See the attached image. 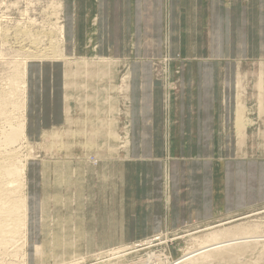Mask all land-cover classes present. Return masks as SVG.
Masks as SVG:
<instances>
[{
    "label": "crops",
    "instance_id": "1",
    "mask_svg": "<svg viewBox=\"0 0 264 264\" xmlns=\"http://www.w3.org/2000/svg\"><path fill=\"white\" fill-rule=\"evenodd\" d=\"M64 16L68 53L90 59L93 51L118 61L114 78L120 60L127 61L131 103L126 165L136 174L131 178L124 169V185L135 180L137 211L123 240L238 216L264 204V158L250 151L256 136L249 132L254 121L246 115V87L239 86L238 104L234 89L236 65L249 51L264 49V0H64ZM163 49L173 56L165 68L169 86L153 72V55L161 56ZM61 66L45 63L31 69V80L39 84L33 86L38 103L32 104L31 127L41 123L35 113L44 115L42 122L60 124L65 89ZM259 76L262 114L264 72ZM111 82L112 89L116 85V105L110 107L114 113L120 108L119 82ZM73 91L67 88V94ZM239 110L244 113L241 122ZM114 167L104 170L106 180L118 176ZM109 221L110 232L101 239L114 242L119 240L118 212Z\"/></svg>",
    "mask_w": 264,
    "mask_h": 264
},
{
    "label": "rangeland",
    "instance_id": "2",
    "mask_svg": "<svg viewBox=\"0 0 264 264\" xmlns=\"http://www.w3.org/2000/svg\"><path fill=\"white\" fill-rule=\"evenodd\" d=\"M59 22L65 26L64 0H0V88L6 87L10 76L17 68L16 64L20 63L18 60H23L26 57V53L20 46L30 44L31 40L37 38L39 40L38 46L50 48V41L43 38L44 32L54 31ZM20 27L31 31L30 35L33 37L29 39L23 34L16 37V30ZM55 37L57 40L58 36ZM63 48L67 55L66 38L62 44ZM255 51L256 53L249 51V55L241 61V65H236L237 77L235 78L234 89L236 97L242 90L239 86L246 87V98H242L248 105L247 117L254 121L249 132L252 136H256L255 140L251 138L252 146L250 147L253 149L250 151L252 150L253 156L264 158V111L260 114L257 103L259 75L264 72V49ZM68 55L73 54L70 52ZM91 56L90 59H94L97 56L96 52L92 51ZM172 57L169 49H163L161 56L153 55V58H156L153 60V72L156 79L163 80L166 86H169V82L165 68ZM45 63L54 66L62 65L60 61L29 63L27 110L29 140L26 143H21V141L14 146L21 157H25L29 153L35 156V159L28 161L27 168V196L30 211L26 258L24 257L23 240L19 236L8 245L1 247L0 264H105L106 262L107 264L109 262H111L109 264H187L184 262L183 256L188 252L196 251L201 242L207 239L205 236L213 230L225 233L229 230H239L245 226L257 229L258 232L252 238L254 242H249L251 243L249 245L256 246L249 248V251L236 261L231 263L220 262L219 264H264V204L248 209L238 216H226L208 223L165 230L160 234L140 240H123L124 229L126 228L129 232L133 229L132 223L128 222L137 211L135 209L137 204L134 189L135 180L130 187L126 185L127 188H125L124 185V169H127L131 178L132 174L134 178L136 174L135 169L126 165L129 161L127 140L130 135L129 108L131 103L128 97L129 82L128 79L124 80L128 75L126 72V70L128 71L127 61L120 60V68L116 70L115 78L114 75L112 77L113 71L111 73L106 68V70L96 68L97 76H101L105 72H108L110 76L107 79L110 80L109 83H105V88L103 86L105 90L99 87V84L105 79L99 81L95 79L96 77L89 79V91L83 88L81 79L77 81V87L75 85V88H72L74 89L72 94H67L64 89L63 104L60 106L64 112L60 124L56 125L54 121L42 122L44 115L35 113L41 123H35V126L31 127L32 104L38 103V98L35 99L33 89L35 84L37 86L38 81L31 80V69ZM246 75L247 78H245ZM239 78H241L242 84H240ZM82 79L84 80V78ZM111 81L119 82L117 90L120 96V108L119 113L114 111L113 114H108L107 111L111 112L108 104L111 105L110 101L115 92L113 91L115 84L114 89L108 86L112 83ZM96 87L99 88L101 94L104 93L103 96L98 94L97 89L92 90ZM95 96L97 98L94 101L92 97ZM85 97L88 99L86 100ZM97 100L99 106L96 104ZM68 108L70 112L68 111L66 114ZM114 108L116 109V107ZM19 113L21 115L22 111H15L16 116ZM108 118H110L111 123ZM103 126L106 128L104 129ZM112 127L120 135V140L117 143H114V140L111 142L112 139L107 136ZM61 141L64 146H62ZM82 142H84V146ZM102 144L103 146H101ZM94 161L96 164H93ZM113 163L116 166L114 171L116 170L118 176H110L106 180L103 172L106 168L110 171L109 166ZM139 168L142 172L143 167L140 166ZM96 170L99 172V176H96ZM111 183L113 184L111 185ZM112 196L118 197L117 201H112ZM100 201L102 207L99 205ZM111 204L114 206L118 204V209L111 208ZM113 211L119 214V240L111 242L101 239V236L106 238V232H110L111 221L108 223L105 221L110 220V214ZM46 218L48 219L46 220ZM70 221L73 224L69 223ZM75 227L78 231L75 230ZM62 230L64 231L62 232ZM67 234H70L71 238ZM58 236L59 238H57ZM68 239H73L71 246L67 245L68 243L71 244V240ZM65 243L67 246L64 247ZM246 247L249 246L243 248ZM127 249L128 251H126ZM119 252H124V255L112 258L118 256L117 253ZM193 258L195 259L191 264H218L217 261L215 263V261L205 260L202 255Z\"/></svg>",
    "mask_w": 264,
    "mask_h": 264
},
{
    "label": "bare ground",
    "instance_id": "3",
    "mask_svg": "<svg viewBox=\"0 0 264 264\" xmlns=\"http://www.w3.org/2000/svg\"><path fill=\"white\" fill-rule=\"evenodd\" d=\"M62 22L61 23L59 22L56 25L54 31L44 32L43 38L50 41L49 42L50 48H42L38 46L39 40L37 38H34L33 40H31L30 44H22L20 46V48L24 50V52L26 53V57L23 60H18V62L20 63L16 64L17 68H15L13 74L10 76L9 81L6 84V87L0 88V249L1 247L8 245L11 241L16 240L17 237L21 236V239L23 240V244H24L23 251H24L25 258H26V247L28 243L29 211H30L29 210L30 205L28 203V196H27V168H28V161L31 159H35V156L29 153V155L25 157H21L20 154L17 153V150L14 149V146L21 141H22L21 143H26L29 140L28 138V117H27L29 63L49 62V61H52L55 63V61L56 62L60 61L62 62L61 68L63 69V74H64L63 81L65 85V91H67V88L68 90L71 88H75L77 81H80V79H81V82L83 83L81 84L83 85V88L89 91V85H90L89 79L96 77L95 78L96 80L101 81L104 78L105 80H102L101 84H99V87L103 88L104 86L105 88L106 80L110 77L108 75V72H105V73L102 72L103 74L101 76H97L96 68H104V69L106 68L108 69L109 72L111 71L112 73V68L115 66V63L117 64L118 62V61L116 62V60L112 58L100 57V56H96L94 57V59H86V58H78L74 55V53H72L73 55H68V53L66 55L65 49L64 48L62 49V44L65 42V38H66L65 26L64 24H62ZM22 28L20 27L16 30V35H15L16 37H19L21 34H23L29 39L33 37L32 35H30L31 31H28ZM55 36H58L57 40H55L56 38ZM96 59H98V61H96ZM93 61H96V62H93ZM98 74L100 75L99 72ZM112 77H113V74H112ZM82 78H84V80ZM127 79H128V76L124 78V80H127ZM107 81H110V80H107ZM260 87L263 90V81L261 82ZM78 88L81 89V87H78ZM104 88L103 90H105ZM96 89L98 91V94L100 95L101 92L99 91L98 87L92 90H96ZM103 94L104 93H102L100 96H103ZM242 94H244V92ZM96 98L97 96L92 97L94 101L96 100ZM87 99L88 97L86 98V100ZM112 101L113 99L110 101L111 105L108 104V106L111 107L114 104L116 105V103L113 104ZM96 104L98 106L100 105L98 100ZM102 105L104 104L102 103ZM12 110H13V113H12ZM17 110H21L22 114L20 115L19 113L16 116L15 111ZM68 111L70 112V110ZM110 111L111 112L107 111V113L113 114V110L110 109ZM242 111L239 110L237 112L238 122H241L243 120L244 113H242ZM111 118H114V117L111 116ZM109 120L110 118H108V121ZM103 128L105 129L106 126H103ZM113 129L114 128L112 127V129L108 131L107 136L108 138L112 139L111 142H113L114 140V143H117L120 140V135L118 134V132H116ZM110 133L111 135L109 136ZM73 135L75 134L73 133ZM62 143L63 142L61 141V144ZM83 143L84 142H82V145ZM63 144L62 146H64ZM87 146L89 147V145ZM101 146H103V144ZM96 148H97V145H96ZM52 149H53V146H52ZM59 153H61V151ZM94 163L96 164V161H94L93 164ZM48 218H46V220ZM43 219L45 220V218ZM69 223H72V222L70 221ZM58 224H59V221H58ZM236 228L239 229V227H236ZM75 230H77L76 227H75ZM240 230L242 231V233ZM63 231L64 230H62V232ZM257 232H258L257 229L256 228L254 229L251 226H245V227L240 228L239 230H236V229L229 230L228 232H225V233H223L222 231L220 232L218 230H213L212 232H210L208 235L205 236L207 237V239L201 242V244L199 245L200 247L197 248L196 251L188 252L186 255L183 256L184 262L187 264H191L193 260L195 259L193 257L198 256V255L204 256L205 260L207 259L208 261H215V263L218 262V264L220 262L221 263H226V262L231 263L233 261H236L238 258L246 254L249 251V248L256 246V245H252V246L249 245L251 244L249 242H254L252 238L255 236ZM67 235H70V234H67ZM69 237L71 238V235ZM57 238H59V236ZM68 240H71V239H68ZM72 240H71V244L65 243L64 247L67 245L71 246ZM245 246H249V247L243 248ZM126 251H128V249ZM117 254L119 255L114 256L112 258L121 257L124 255V252H119ZM209 258L211 259L209 260ZM105 264H107V262Z\"/></svg>",
    "mask_w": 264,
    "mask_h": 264
}]
</instances>
